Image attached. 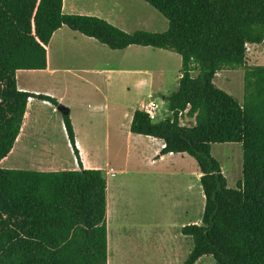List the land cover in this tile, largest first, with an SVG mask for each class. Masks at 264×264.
I'll list each match as a JSON object with an SVG mask.
<instances>
[{
	"label": "trees",
	"instance_id": "trees-1",
	"mask_svg": "<svg viewBox=\"0 0 264 264\" xmlns=\"http://www.w3.org/2000/svg\"><path fill=\"white\" fill-rule=\"evenodd\" d=\"M169 23L162 33H127L93 16L63 12L64 0H0V162L19 137L30 99L58 108L51 96L22 91L17 72L46 70L47 48L62 27L111 50L163 49L182 59L170 113L154 122L137 109L130 130L163 140L161 155L188 154L205 197L201 224L182 228L192 250L184 264H264V67L244 74V103L219 89L223 70L247 64V46L264 43V0H143ZM198 71L197 77L193 73ZM59 111V110H58ZM80 170L0 168V264H108V183L84 169L70 109L59 111ZM195 119L182 125L184 115ZM239 143L243 179L228 187L213 144Z\"/></svg>",
	"mask_w": 264,
	"mask_h": 264
},
{
	"label": "crops",
	"instance_id": "crops-1",
	"mask_svg": "<svg viewBox=\"0 0 264 264\" xmlns=\"http://www.w3.org/2000/svg\"><path fill=\"white\" fill-rule=\"evenodd\" d=\"M142 2L143 0H64L63 12L69 15L98 17L127 33H134L137 31H147L152 33L165 32L169 26V23L166 22L167 20H164L165 22H163V20H160V18L154 17L153 15L151 16L150 11L148 12V10H146L145 5ZM157 24L163 26L164 31H155L154 28L157 26ZM249 46L251 47V54L249 56L251 60H262L261 58L264 57V53H262L261 50L264 49V43L261 45ZM149 49H152V52ZM171 53L172 52L168 50L141 46H130L124 50H111L107 46L100 44L96 39L87 37L64 26L54 33L49 47L47 48V69L19 71L17 72V77L20 76V74H29L34 72H38L49 77H62L63 79L59 80V83L63 84V89H66L68 92L71 91L78 97H93V95L101 94L102 92H106L111 87V85L116 82L118 85L122 86L121 92L127 99L128 103L131 102L133 107L135 106L136 102L140 105L136 107V109H133V111H129V106H124L120 102V104L117 106L118 110L115 111V114L113 113L114 116L108 114L104 117V121L109 125V127H111V118H113L115 122L120 125L118 129L124 130L126 137L130 141L135 139L134 137L137 138L136 145L141 141L148 143V152L140 150L138 147L135 148V162L136 164H139V168L143 169V165L148 163V168L157 171L160 177H167L169 175L168 172H172L170 173L172 175L170 177L174 178L176 182L182 183L183 181H186L188 183L184 185V193L180 194L179 200H177L178 203H176L178 206H175L174 210L176 213L188 214V212L191 211L188 208V203L192 199H190L189 192L192 194V192L197 189V185H200L201 178L199 167L194 165L195 159L192 160L193 158L185 153H171L162 156L161 151L165 147L163 140L155 139L145 135H137L132 133L130 130L134 113L137 109L145 110V108L151 102L158 104L156 100L157 95L163 96V100L166 103L165 98L166 96H169L167 94L169 90L167 89L166 82V61ZM154 56L158 58L157 60L160 61V63L158 65L155 64V67H149L153 65L151 62L153 60L152 57ZM180 77L181 73L179 79L175 80L174 82L176 84L174 90L176 91L179 88ZM18 87L22 91H29L33 94L40 93L38 90L31 91L25 86L22 87L18 85ZM136 91L140 93L138 99L135 96ZM176 91H171V94ZM47 94L56 97L54 94ZM56 98L55 99L58 100L59 103H64L62 97ZM40 105L53 107L55 110V107L49 102L41 101L39 99L29 100L22 129L15 146L8 157L0 162V165H4L5 169H21L44 172L65 170L64 168H66V164H48L46 153H49L50 150L46 151V153L38 152L43 148L37 147L38 139H35L34 137V142L31 141V133H33V131L39 126L40 117L36 109ZM158 106L160 110V105ZM89 108L90 110H94V112L97 113L98 111L101 113L103 110L104 112L110 110L109 105L106 103L89 106ZM187 117L188 116L185 114L182 118V121L187 119ZM189 120L192 121V125L195 124L194 118H190ZM72 123L74 122L72 121ZM91 123V120L86 122L87 125L84 128L86 133L90 131ZM62 127L67 138L68 135L65 130L63 118ZM73 127L75 131L76 145L80 152L83 168L102 170L107 179L108 264L112 262L117 263L116 260L118 256L119 236L118 232L115 234L112 233L111 225L115 222L116 217H118V196L116 191L121 186L122 182L116 181L115 179L117 178L118 174H123L126 172V170L121 169L120 171H115L112 167H108L110 166L109 161L93 160V154L98 155V148L94 149L92 146L86 144L85 139L83 138L84 134L81 126H76L73 124ZM118 129L116 128L114 132H118ZM112 132L113 131L111 128L106 131L105 140L107 141V151L110 149L108 141H111ZM118 136L120 135L118 134ZM87 137H90L89 134H87ZM67 139L69 141V138ZM31 148H33L34 151L32 150V154L29 156V158H32V160H29V162H7L13 154H27V150H30L31 152ZM68 148L73 154L74 151L70 142H68ZM157 157L159 159H156ZM166 160H175L176 164L172 162L168 166L157 167V169L152 168L159 164V162H165ZM182 164H184V166ZM185 164L189 165V169H186ZM69 166L73 170H80L77 158L73 161V165ZM191 170H195V176H193L194 173L189 176L188 172H186ZM185 226L187 225L170 227H177V229L182 231V228ZM166 230L168 231L170 228L161 231V241L159 243L160 246L157 247L159 254H157L156 257L159 255L160 259H158L160 260V264H169L172 258H174L177 252L181 249L182 245L180 244H183V241H188L190 246H192L190 238L184 236L183 233L181 238H178L177 241L173 239V237L170 236V233ZM129 233L130 235L126 236V240L128 242L127 246L130 248L129 254L138 257V260L141 261L143 256L141 255L140 248L136 244L134 237H132L133 233L131 234V231H129ZM191 250L189 251V254Z\"/></svg>",
	"mask_w": 264,
	"mask_h": 264
},
{
	"label": "rangeland",
	"instance_id": "rangeland-1",
	"mask_svg": "<svg viewBox=\"0 0 264 264\" xmlns=\"http://www.w3.org/2000/svg\"><path fill=\"white\" fill-rule=\"evenodd\" d=\"M142 3L145 5L146 10H148V12L150 11L151 16L158 17L160 20H163V22L167 20L150 5L144 1ZM166 22L168 23V20ZM154 29L155 31H164L163 26L159 24H157ZM247 48L248 60L245 67L237 70H223L218 73L214 79L216 87L233 96L241 105L244 103L245 71L258 66L264 67V57L261 58L262 60L260 61H252L249 57L251 54V47L248 46ZM149 50L152 52V49ZM261 51L264 53V49ZM152 59L151 63L153 65L149 67H155V64L158 65L160 63L155 56L152 57ZM166 65V82L167 89L169 90L167 94L171 95V91H176L174 90L176 85L174 82L179 79L182 59L178 54L172 52L167 58ZM197 75L198 71H195L193 76L197 77ZM61 79L63 78L49 77L34 72L20 74V76L17 77V82L18 85L28 87L31 91H40L38 94L49 95L47 93H51L56 97H62L64 103L60 102V105L70 109L71 119L74 122L73 124L81 126L86 144L92 146L94 149L98 148V155L93 154L94 156H92V159L96 161H109L110 166L108 167H112L115 171H120L121 169L126 170L125 173L118 174L115 179L122 183L116 191L118 196V217H116L115 222L111 225V229L114 234L118 232L119 244L117 263L112 262L110 264H160V257L159 255L156 257V255L159 254L157 247L160 246L159 243L161 241L160 236L162 230L170 228V230L166 231L170 233L173 239L178 241V238L180 239L182 236V231L177 229L178 226L201 224L205 206V197L201 183L197 185V189L192 192V194L189 192L190 199H192L188 203V208L191 211L188 212V214L174 212L175 206H178L176 203H178L177 200H179L180 194L184 193V185L188 183L186 181L182 183L176 182L174 178L170 177L172 176L170 174L172 172H168L169 175L167 177H160L157 171L148 168V163L143 165V169L139 168V164L135 162V148L138 147L140 150L148 152V143L141 141L137 146V138L134 137L135 139L130 141L126 137L124 130L118 129L120 125L116 123L113 118H111V127L104 121L106 115L110 114L114 116L120 102L124 106H129V111H133V109H136L140 104L136 102L133 107L131 102L128 103L121 92L122 86L118 85L117 82L112 84L106 92H102L101 94L93 95V97H78L71 91L68 92L66 89H63V84L59 83ZM139 94V92H135L137 99ZM49 96L54 97L52 95ZM156 100L158 105H160V114H158L159 120H164L170 115L166 103L161 95H157ZM104 103L109 105L110 110L107 112L103 110L101 113L100 111L97 113L89 108V106ZM36 111L40 117L39 126L31 133V141L34 142V137L38 139L37 147H43L42 150L38 152L46 153V151L50 150L49 153H46L48 164L57 163V165H60V163H63L67 165L66 168H64L65 170H73L69 165H73V161L76 158L74 153L72 154L68 148V142L70 141H68V137L66 138V134L63 131L62 115L58 111V108L55 107L54 110L53 107L40 105L37 107ZM188 117L182 121V125H192V121H190V117L189 119ZM89 120H91L92 123L90 125V131L86 133L84 128L87 125L86 122ZM109 128H111L113 132L111 141H108L110 149L107 151L105 136ZM116 128L118 132H114ZM87 134H89V138ZM118 134L120 136H118ZM32 150L34 151L33 148H31V152L27 150V154H13L7 162H29V160H32V158H29L30 154H32ZM212 155L221 164L222 171L227 178L228 187L230 189H236L238 183L243 179L242 145L239 143L213 144ZM156 159L159 158L157 157ZM192 160H194V158ZM172 162L176 164L175 160H166L165 162H159V164L152 168L157 169V167L168 166ZM194 162V165L198 167L197 162L195 160ZM182 165L184 166V164ZM185 167L189 169L188 164H185ZM0 168L5 169L4 165H0ZM186 172H188L189 176L192 173H194L193 176H195V170ZM129 231H131V234L133 233L132 237H134L136 244L140 248L141 255L143 256L141 261L138 260V257L129 254L130 248L127 246L128 242L126 240V236L130 235ZM180 245H182L181 249L179 251L177 250L179 254L177 252L169 264H184L187 260L192 246H190L188 241H183V244L181 243ZM196 264L216 263L212 257L208 256L202 258Z\"/></svg>",
	"mask_w": 264,
	"mask_h": 264
},
{
	"label": "built area",
	"instance_id": "built-area-1",
	"mask_svg": "<svg viewBox=\"0 0 264 264\" xmlns=\"http://www.w3.org/2000/svg\"><path fill=\"white\" fill-rule=\"evenodd\" d=\"M249 46V45H248ZM247 46V47H248ZM248 49V48H247ZM150 117V119L154 122L159 121V106L158 104L151 102L144 110Z\"/></svg>",
	"mask_w": 264,
	"mask_h": 264
},
{
	"label": "water",
	"instance_id": "water-1",
	"mask_svg": "<svg viewBox=\"0 0 264 264\" xmlns=\"http://www.w3.org/2000/svg\"><path fill=\"white\" fill-rule=\"evenodd\" d=\"M65 108H66L65 106H63V105H60V106L58 107V110H59V111H64V110H65Z\"/></svg>",
	"mask_w": 264,
	"mask_h": 264
}]
</instances>
